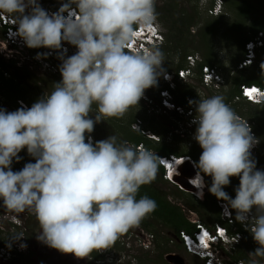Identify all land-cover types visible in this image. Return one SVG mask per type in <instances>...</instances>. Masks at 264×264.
<instances>
[{
    "label": "clouds",
    "instance_id": "clouds-1",
    "mask_svg": "<svg viewBox=\"0 0 264 264\" xmlns=\"http://www.w3.org/2000/svg\"><path fill=\"white\" fill-rule=\"evenodd\" d=\"M48 1L54 4L63 0ZM52 8L54 12L49 13L45 0H0V17L8 18L0 26L6 46L0 49H6L9 56H14L12 47L61 50L62 42L72 46L67 58L63 52L56 58L45 52L34 56L46 67L59 61L56 69L62 79L54 84L50 94L31 107L15 111L0 108V199L6 210L19 216H15L18 220L28 214L35 216L41 229L36 236L38 241L61 253L91 259L93 251L111 249L121 235L138 227L156 210L155 200L146 195L136 197L142 185L157 178L164 159L156 152L137 148V144L119 142L116 135L93 144L95 124L123 118L141 99H155L159 108L174 110L178 104L173 90H177L181 80L195 78L203 87H210L214 83L206 85L202 81L203 66L215 67L221 73L216 65L204 63L197 75L196 65L203 58L196 52L188 53L184 66L178 69L163 67L166 59L160 46L165 43V36L157 24L156 0H65ZM220 8L219 0H215L209 11L221 13ZM8 29L9 37H18L24 44L11 45L5 36ZM263 37V32H259L245 43L241 68L256 62V49L264 45ZM249 53L251 60L242 65ZM188 55L196 59L194 76L179 78L178 70L187 66ZM260 68L264 73V62ZM168 73L172 74L174 86L167 80L171 78ZM223 82L222 77L219 83ZM161 83L168 87L159 88ZM246 85L258 88L257 92L244 96L240 86L234 100L243 98L264 108V85ZM152 87H156L155 93L151 92ZM160 89L169 91L173 106L162 103ZM193 99L196 101L187 100L186 106H181L187 109L189 104L195 105L194 139L203 151L198 163L191 155L182 156L191 157L197 169L189 183L198 190L195 195L203 199L204 176H210L208 191L224 202L220 213L234 217L235 210V221L251 233L258 245L249 255L264 258V171L257 169L253 158L259 143L254 126L221 95ZM93 105L97 109L94 119L90 118ZM134 130H140L138 125ZM146 131L145 134L153 135ZM25 148L35 162L13 171V159L19 161L18 154ZM178 164L164 179L173 182L171 175H179ZM234 176L240 182L232 198L224 187L230 185ZM216 223L224 227L223 235L212 237L210 232L215 225L202 223L203 229L190 248L181 243L186 252L204 264H217L220 254H226L221 246L226 248L232 241L233 233L228 227ZM196 224L197 221L192 232H185L193 235ZM12 237L18 240L23 235ZM177 238L181 240L180 233ZM14 246L0 244V258H15L13 252L19 254L21 250ZM20 246L26 248L25 244ZM251 264L257 261L253 259Z\"/></svg>",
    "mask_w": 264,
    "mask_h": 264
},
{
    "label": "rangeland",
    "instance_id": "rangeland-1",
    "mask_svg": "<svg viewBox=\"0 0 264 264\" xmlns=\"http://www.w3.org/2000/svg\"><path fill=\"white\" fill-rule=\"evenodd\" d=\"M41 1L42 0H38L39 3H41ZM247 1L256 2V0ZM62 2L63 1H59L58 5L62 4ZM241 2L242 0H219L221 5L220 9L223 11L221 13H210L209 7L213 6L215 0H156V12L158 13L157 24L161 28L163 37L165 36L164 44L168 46L166 47L168 52L163 51L165 59L169 58L167 60H170L169 62H171L172 65V63L176 64L178 61H181L184 54L196 52L207 62L213 65L215 64L221 76L224 78L223 83H215L210 87H203L195 78L190 79L189 84L192 85L188 84V89L186 90L194 93L201 99L209 98L214 95H221L226 98L231 88L232 78L240 74L243 78L249 77L256 85H264V73H262L260 68L261 63L264 62V45L256 49L257 60L255 63L244 68H241L239 64L245 57L246 46L244 44V47H242V42L245 38L253 37L251 36V22L253 18L249 17V14L239 13L240 10L238 5H240ZM180 6H182L184 10L180 9ZM163 19L165 21H163ZM176 20V27H180L181 29L180 34H177L175 25H173ZM211 28L214 30L207 32V30ZM0 31H2L1 27ZM175 34L180 37L178 42L173 40ZM4 47L6 46L3 44L2 38H0V48ZM46 49L47 48L43 47H25L24 49L12 47L11 53L14 56H9L6 49H0V56L5 62L1 67V71L4 72V78L13 77L17 67L21 70H28L30 73L32 72L31 79L33 78L37 84L42 85V93H40V95L44 96L50 94L52 88L50 89L46 81L43 79L41 80V78L47 75L52 78H54V76L59 78L61 75L56 69V64L59 61L55 60L51 63L55 65L53 69L51 67H46L44 63L41 65V62L34 57L37 53H44ZM5 54H7V56ZM12 58L15 59L17 63H12ZM43 58H45V56H43ZM54 79L51 80L53 81ZM33 83L34 82H31L33 92L39 94L37 88H35L37 84L34 83L33 86ZM22 85L25 88V85ZM187 87L185 83L180 82L177 86V92ZM155 88L156 87H152L150 89L152 93H155ZM2 91L3 90L0 88L1 104L9 101V98L5 100L6 94ZM18 101L19 100H17V104L19 105ZM235 101L238 102L236 103ZM8 103L14 105L11 100ZM17 104L15 105L16 110L20 106ZM227 104H229L233 110L235 109L237 114L250 120L252 124L260 122L264 127V114L262 115L259 112L258 107L247 103L243 98L233 99ZM95 112L96 111L93 110V113H90V118L92 116L93 119L95 118ZM253 115H258L259 119H257V117L254 118ZM123 118H125L124 120L131 118V128H133L132 126L135 121L140 119L142 121V127L145 130L154 132L152 134L154 137L161 140V144H165L173 149L186 150L189 154L190 151L193 150V146L199 145L194 139L196 127H194V129L193 127L190 128L188 125L189 120L186 115L178 114L176 109L159 108L155 99L154 102L150 101L149 98L147 100L141 99L139 105L131 107ZM91 134L95 140L93 144H95L98 140L95 133L92 132ZM194 160L198 163L196 159ZM256 167L264 171V164H256ZM205 177L206 175L204 176L206 186L204 188L203 199L196 196L194 192L187 191L171 181L161 180L157 183V186L159 188L158 190L164 191L168 200L181 206L191 221H201L206 226L213 227L217 222L215 217L217 212L222 219H224V217L219 210V201L217 200L214 203L213 194L208 191V187H210L212 181L210 179L208 182L209 178L206 179ZM236 179H239V177H231V183L228 187H233L235 184L234 180ZM209 195L210 198H208ZM188 197L193 199V205L197 206L201 214H203L202 218L198 215V212L192 211L184 205ZM15 216L19 217L17 214L6 210L3 205V200L0 199V244H5L9 241L7 244L15 245L14 248H16V250H21L19 254L13 252L16 257H13L12 260L8 261L4 258H0V264H10L14 259H20L22 262L23 259L21 258V254L26 256L30 248V244L28 243L30 242L29 234L33 229L36 230L38 226V221L36 219L31 222L26 220L27 218L25 217L28 215L23 216L21 220H18ZM148 220H150L151 223L150 227L147 228L140 224L138 227L132 228L127 233L121 235L111 249L97 251L101 255L100 260L91 256V259L77 258L76 263L164 264L168 262L165 258L167 254L176 253L189 264H204L201 259H197L184 250L180 240L174 236L173 232L170 230V226L166 225L164 221L153 217L148 218ZM231 229L234 230L235 227ZM170 231L172 233H170ZM14 234H22L23 237L18 241L13 239L12 236ZM18 242L25 244L26 248H21V244ZM236 244V247L239 245L237 248L235 247L236 250H238L239 247L244 248L247 258L235 261L232 255H230V253L235 252L234 247H228V249L226 247L225 253L226 250L231 251H228L226 254L222 253L223 255L219 252L221 259L227 260V262H229L228 264H251L253 259L257 261V264H264V258L251 257L249 255L250 252H253L258 247L251 233L241 234V239H239ZM253 245L255 246L254 248Z\"/></svg>",
    "mask_w": 264,
    "mask_h": 264
},
{
    "label": "trees",
    "instance_id": "trees-1",
    "mask_svg": "<svg viewBox=\"0 0 264 264\" xmlns=\"http://www.w3.org/2000/svg\"><path fill=\"white\" fill-rule=\"evenodd\" d=\"M180 7H181L180 9L184 10V8L182 6H180ZM238 7L240 10V12H239L240 14H249V17L253 18V20L251 22V33H252L251 36L254 37L259 32H263V34H264V0H256L255 3H253V1L251 2V1H247V0L246 1L242 0L241 4L238 5ZM170 14H169V17H170ZM163 21H165V20L163 19ZM176 24H177V20L174 21L173 25H175V30L177 31V34H180L181 29H180V27L177 28ZM213 30L214 29L211 28V29H208L207 32H211ZM206 33H204V34H206ZM177 34H175L173 37L174 38L173 40L175 42H178V40L180 38L179 35H177ZM0 38H3V31H0ZM249 39H251V38H245L244 39V41L242 42V47H244L245 42H247ZM166 47H168L166 44L161 46V49H163L162 51L168 52ZM186 55L187 54H184L181 61L177 62L176 64L172 63V65H171V62H169L170 60H167L169 58H166V60L164 61L163 67L166 70H171L173 68L178 69L179 67L184 66V58ZM203 61L199 62V64L196 65V74L197 75L200 74L201 67L204 63H210V62H207L205 59H203ZM11 62L17 63V61L13 58L11 59ZM4 64H5V62H4L3 58H1V56H0V85H1L0 88H1V90H3L2 92L6 94L5 100H7V98H9V101L11 100V102H13L14 105H10L8 103L9 102L8 101V102H4L2 104L0 103V108H4L7 111H14V110H16L15 105L17 104V100H22L26 103L27 107H31L33 103H35L38 99L43 97L40 95V93H42V85L37 84V82L33 78L31 79V75H32L31 73L32 72L30 73L28 70H21V69H19V67H17L13 77L4 78L3 72L1 71V67ZM54 78L47 75L45 77H42L41 80L42 79L45 80L46 83L48 84V87L50 89L52 88V90H53L54 84L56 82H59L62 79L61 76L59 78L57 76L56 77L54 76ZM51 79H54V80L52 81ZM159 81H160V78H159ZM31 82H34L35 84H37L36 85L37 87H35V88H37L39 94L33 92L32 87H31L32 86ZM39 82L41 83L40 80H39ZM34 83H33V86H34ZM181 83H185V85L187 87V85L189 84V80H181ZM250 83H254V82L249 77L243 78L241 74L232 78L231 88H230V91L228 92V94L225 98V102L226 103L231 102L235 98V96L239 95L241 84H250ZM22 84L25 85V88L23 87ZM189 85H192V84H189ZM158 86H159V88H163V87H168V84L161 83ZM186 89H188V87L185 89H181L178 92H177V90H173L174 99H175L177 104L182 105V106H186V103H187L186 98L188 96H191L197 100L200 99V98H198L197 95H195L192 92L187 91ZM235 102L237 103L238 101H235ZM247 103L258 107L259 112L262 115L264 114L263 105L255 104V103H251V102H247ZM20 107H22V106L20 105L18 108H20ZM234 108H235V106H234ZM93 110L97 111L95 105H93ZM234 111H236V110L234 109ZM253 117L254 118L257 117V119H259L258 115H253ZM131 118H129L127 120H124L125 118H123V119L122 118H120V119L110 118L107 121H101V122L95 124L93 133H95L98 141H100L102 139L104 140L111 135H116L118 137L119 142L126 141L130 145H133V146H135L136 144H139V143H143L148 150H150V151L153 150L154 152H156V154H166V155L176 154L178 156L191 155L197 161L199 160V157L203 151V150H201L202 148L199 145L193 146L192 147L193 150L190 151L189 154L187 153L188 151H186V150L184 151L182 149L181 150L173 149V148H171L165 144H161L160 139L154 138L150 134H145V133H142L140 131L134 130V128H131L130 127V123L132 122ZM253 126H254V130L256 131L258 139H259L258 147L256 148V150L253 154V158L257 161V164L262 165V164H264V162H263L264 161V127L262 126V124L260 122H256L255 124H253ZM152 133H154V132H152ZM18 155L21 157V159L19 161H17L15 158L13 159V163L11 165V168L13 171L21 170L25 166V164L28 162H33V163L35 162V159L27 153L26 148L23 149ZM163 172L164 171H163L162 166H159L157 178L150 184L142 185L139 189V192H138L137 197H136L137 199L146 195L149 198L155 200V202L157 204L156 210L153 213H151L150 215H148L145 219H143L141 224L144 227L148 228V227H150V224H151L150 220H148V218H152V217L156 218L158 220L164 221L166 223V225L170 226V230L173 232L174 236L178 237L181 230L187 231V232H192L195 229V222L191 221L188 218V216L186 215V212L183 211V209L181 208L180 205L172 203L170 200H168L163 190H161V191L158 190L159 188L157 186V183L159 181H161V180L162 181H170V180L164 179ZM206 179H208V182H209L211 177H207V175H206ZM234 181H235V184L233 187H228V186L224 187V190L232 198H235V195H236L235 189L239 186V182H240L239 179H236ZM189 198L190 197H188V199L185 200L184 205L186 207H188V209L198 212V215L202 218L203 214H201V211L198 209L197 206L193 205L194 204L193 199L192 198L189 199ZM208 198H210V195L208 196ZM217 200L218 199L213 195L214 203ZM219 210H220V208H219ZM232 215L235 217V210H232ZM215 217H216L217 222H221L225 226L228 227V231L230 233H235V232H242L244 234L250 233L249 231H247L245 229V227L242 226V224L240 222L235 221V223L231 224L228 222L227 219L223 220L222 217H220V214L218 212H217ZM25 218H27L26 220L28 222L29 221L31 222V221L36 219L35 216L32 214H28V216ZM37 224H38V222H37ZM232 227H235V229L232 230L231 229ZM40 230L41 229H40V226L38 224L36 230L33 229L31 231V233L29 234L30 242H28V243L30 244V248H29V251H28L26 256H23L21 254V258L23 259L22 262L20 259H14L10 264H77L76 263L77 257H75L74 254H72V253H61L60 251H58L54 248H51V247L45 245L44 243L38 241L36 236H37V233L40 232ZM153 230H151V231H153ZM171 231H170V233H172ZM7 243H5V245ZM235 247H234L235 252L230 253V255H232V258L235 261L236 260L238 261L242 258L246 259L247 254L245 253L244 248L239 247L238 250H236L237 247L236 248ZM254 247L255 246L253 245V248ZM221 248L225 252V248L223 246H221ZM227 252H228V250H226V253ZM91 256L94 257L95 259H98V260L101 259V255L97 251H93ZM196 258L199 259L198 257H196ZM226 263L228 264L229 262H227V260L226 261L224 260V264H226ZM164 264H170V263L165 262Z\"/></svg>",
    "mask_w": 264,
    "mask_h": 264
},
{
    "label": "built area",
    "instance_id": "built-area-1",
    "mask_svg": "<svg viewBox=\"0 0 264 264\" xmlns=\"http://www.w3.org/2000/svg\"><path fill=\"white\" fill-rule=\"evenodd\" d=\"M64 1L65 0H63V2ZM55 4L57 5L58 3L56 2V3L52 4L50 1H48V0L46 1L45 0V6L48 8L49 13L54 12L52 7ZM210 12H212V10H210ZM7 19L8 18L6 16L5 17H0V26L5 24ZM12 30L15 31V29H12ZM5 36L7 37V40L9 41V43L11 45H23L24 44L22 39H20L18 37H16V38L9 37V29L5 32ZM62 45H63V47H62L61 50H50V49L47 48L45 50V53H48L47 56L52 57V58L53 57L54 58L59 57V54L61 52H63L65 58H67L68 56H71L69 50H70V48L72 46L68 42H65V43L62 42ZM64 49H66L67 51L64 52ZM248 50L250 52L252 51V49L250 50L249 48H248ZM187 59H188L187 66L183 67V68H180L178 70L179 78H187V77H193L194 76V71H193L192 67L195 65L196 59L194 58L193 55H188ZM249 60H251L250 53L248 54L246 59L242 62V65L246 64ZM51 68L54 69L53 65L51 66ZM168 74H169V76L171 78L167 79V80L169 81V84L171 86H174L175 82H173V80H172V74L171 73H168ZM202 81L206 85H212L213 83L215 84L217 81L221 82L222 81V77H221V75L219 74L218 70L215 67H210V66L206 65V66H203ZM219 82H217V83H219ZM241 88H242V92H243L244 96H250L251 94H255L257 92V89H258V88H255L253 85H246V84L245 85L243 84L241 86ZM159 92H160V95L162 97L161 101H162L163 104L171 105V106L174 105L170 101L171 95H170V93H169V91L167 89H160ZM144 97H147V96L144 95ZM153 100L150 99V101H152V102H153ZM187 100H188V103H189V100L196 101V100H194L193 98H190V97H187ZM19 103H20V105L22 107H27V105H26V103L24 101L19 100ZM174 107H175L176 111L178 112V114H180V115L183 114V115H186V116L189 117L188 125L191 128L193 126V124H194V123H192L193 118L196 115L195 114V105H190L189 104V108H187V109L182 107L179 104L175 105ZM239 117L244 119V120H246L245 118H243L241 116H239ZM135 125H138V127L140 128L139 131H141L142 133H147V131L141 126L142 125V121L140 119H137L135 121V123L133 124V128H134ZM252 132H253V130H252ZM253 134H254V132H253ZM152 136L154 137V135H152ZM154 138H156V137H154ZM136 147L137 148L143 147V148L147 149L143 143L137 144ZM152 152H154V151L152 150ZM158 156H160L161 158H164V159L161 160L160 165H162L164 167V169H165V172L163 174V176L165 178H168L170 176V171L174 168L176 163H178L182 158H184L182 156L178 157L177 155H174V154H170L168 156L164 155V154H158ZM223 203H224L223 201H219V204L221 206L222 211H223V208H222V204ZM223 217H224V219H227L229 223H231V224L235 223L234 217H232V216L231 217L223 216ZM196 227H197V229L194 231L193 235H189L187 232H185L183 230L180 231V237H181L180 242L183 244V246L190 248L192 243H194L195 238L199 237V233L203 229V224L200 221H197ZM217 233L220 234V235H223V233H225V229L220 223H216L215 227L210 232L212 237H216ZM241 234H244V233H242V232L233 233L231 235V238H230V239H232V241L229 244H227V247L235 246L236 243L238 242L237 240L241 239ZM208 262H209V260H208ZM212 262H213V260H212ZM184 264H189V263L186 262ZM217 264H224V263H223L222 259H219Z\"/></svg>",
    "mask_w": 264,
    "mask_h": 264
},
{
    "label": "water",
    "instance_id": "water-1",
    "mask_svg": "<svg viewBox=\"0 0 264 264\" xmlns=\"http://www.w3.org/2000/svg\"><path fill=\"white\" fill-rule=\"evenodd\" d=\"M194 160L191 157H184L179 161L176 170H178L179 175H176L177 172L171 175V179L174 183L179 185L181 188L196 193L198 190L189 183V179L193 178L196 174L197 169L193 164ZM169 263L173 264H183L185 261L178 255L169 253L165 256Z\"/></svg>",
    "mask_w": 264,
    "mask_h": 264
},
{
    "label": "flooded vegetation",
    "instance_id": "flooded-vegetation-1",
    "mask_svg": "<svg viewBox=\"0 0 264 264\" xmlns=\"http://www.w3.org/2000/svg\"><path fill=\"white\" fill-rule=\"evenodd\" d=\"M7 61H9V60H7ZM4 73V72H3ZM14 73H15V71H14ZM7 78V77H6Z\"/></svg>",
    "mask_w": 264,
    "mask_h": 264
},
{
    "label": "bare ground",
    "instance_id": "bare-ground-1",
    "mask_svg": "<svg viewBox=\"0 0 264 264\" xmlns=\"http://www.w3.org/2000/svg\"><path fill=\"white\" fill-rule=\"evenodd\" d=\"M143 33V32H142ZM143 34H145V33H143Z\"/></svg>",
    "mask_w": 264,
    "mask_h": 264
}]
</instances>
